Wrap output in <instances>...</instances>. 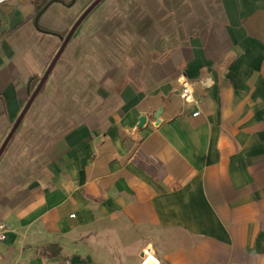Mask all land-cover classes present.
<instances>
[{
	"label": "crops",
	"instance_id": "crops-1",
	"mask_svg": "<svg viewBox=\"0 0 264 264\" xmlns=\"http://www.w3.org/2000/svg\"><path fill=\"white\" fill-rule=\"evenodd\" d=\"M23 113L0 264H264V0H0V151Z\"/></svg>",
	"mask_w": 264,
	"mask_h": 264
},
{
	"label": "water",
	"instance_id": "water-1",
	"mask_svg": "<svg viewBox=\"0 0 264 264\" xmlns=\"http://www.w3.org/2000/svg\"><path fill=\"white\" fill-rule=\"evenodd\" d=\"M100 1H102V0H98V2H100ZM88 12H89V11H87V12L83 15V17L80 19L79 23H80V22L82 21V19L88 14ZM79 23L73 28V30L71 31V33L69 34V36H68L67 39L65 40V42H64V44H63V46H62V48L60 49L59 53L57 54V56H56L55 59L53 60L51 66L49 67V69H48V71H47V73H46V75H45L43 81L46 80V78H47L48 75L50 74V72H51V70L53 69L55 63L57 62L58 58L60 57L62 51L64 50V48L66 47V45L69 43V41H70V39H71V37H72V34H73V32L75 31L76 27L79 25ZM38 91H39V90H38ZM38 91H36V92L32 95L30 101L28 102V104H27V106H26V108H25V110H24V113L28 110V108H29V107L31 106V104L33 103V101H34V99H35V97H36ZM24 113L21 115L20 119L17 121V123H16L15 126L13 127V129H12L10 135H9L8 138L6 139V141H5V143H4L3 147H2V150L0 151V155L2 154L4 148L6 147L7 143L9 142V140L11 139V137L13 136V134L15 133L17 127L19 126V124H20V122H21V120H22V118H23V116H24Z\"/></svg>",
	"mask_w": 264,
	"mask_h": 264
},
{
	"label": "built area",
	"instance_id": "built-area-1",
	"mask_svg": "<svg viewBox=\"0 0 264 264\" xmlns=\"http://www.w3.org/2000/svg\"><path fill=\"white\" fill-rule=\"evenodd\" d=\"M181 97L186 101V102H194L196 103L195 99H194V90L192 89V86L189 84H184L182 91L180 93ZM199 113H196L194 116H198ZM74 217V215L72 216ZM5 239L4 236V226H0V240L3 241ZM148 256L149 255V250H145L144 251V256ZM152 258V260L155 262V264H160L159 261H157L154 257L149 256L146 260H144L143 264L147 263L148 259ZM145 259V258H144Z\"/></svg>",
	"mask_w": 264,
	"mask_h": 264
},
{
	"label": "trees",
	"instance_id": "trees-1",
	"mask_svg": "<svg viewBox=\"0 0 264 264\" xmlns=\"http://www.w3.org/2000/svg\"><path fill=\"white\" fill-rule=\"evenodd\" d=\"M49 249L51 250V253L53 255H58L59 254L60 249L56 245L49 246Z\"/></svg>",
	"mask_w": 264,
	"mask_h": 264
},
{
	"label": "bare ground",
	"instance_id": "bare-ground-1",
	"mask_svg": "<svg viewBox=\"0 0 264 264\" xmlns=\"http://www.w3.org/2000/svg\"><path fill=\"white\" fill-rule=\"evenodd\" d=\"M153 261V260H152ZM153 263L155 264V262L153 261ZM145 264H152V262L150 261V258L148 259L147 263Z\"/></svg>",
	"mask_w": 264,
	"mask_h": 264
},
{
	"label": "rangeland",
	"instance_id": "rangeland-1",
	"mask_svg": "<svg viewBox=\"0 0 264 264\" xmlns=\"http://www.w3.org/2000/svg\"><path fill=\"white\" fill-rule=\"evenodd\" d=\"M135 231L137 232V229H135ZM100 237V239H104V237L103 236H99ZM112 237H110L109 239H111ZM104 250H106V249H104Z\"/></svg>",
	"mask_w": 264,
	"mask_h": 264
}]
</instances>
